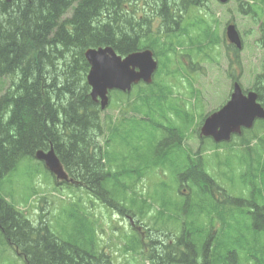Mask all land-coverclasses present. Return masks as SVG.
<instances>
[{
  "label": "trees",
  "instance_id": "obj_1",
  "mask_svg": "<svg viewBox=\"0 0 264 264\" xmlns=\"http://www.w3.org/2000/svg\"><path fill=\"white\" fill-rule=\"evenodd\" d=\"M241 1H245V5ZM251 1L238 0V12L252 15L253 19L261 12L264 19V0H258L259 5ZM204 4L206 0H14L11 3L0 0V182L16 169L22 159L33 158L37 151H47L52 147L68 176L77 181L92 199L115 205L119 191L115 190L113 183L119 184V176L125 172L129 175L131 171L112 172L108 160V165L105 160L109 159L108 151L98 144L103 135V125L100 111L89 97L85 81L89 66L84 53L88 48L111 47L117 54L126 56L143 48H155L160 63L157 73L166 72L169 61L161 59L169 56L168 49H163L160 40L168 39L172 33L176 34L173 38L184 35L185 30L176 32L183 23L184 14ZM260 32L262 39L259 44L263 48L264 23ZM158 48H161L160 53ZM261 69L252 90L257 95V102L264 107V62ZM166 92L169 93L168 90ZM157 93L164 95L165 91L156 83L139 88L137 97L131 101L132 112L153 121L161 108V98L167 96L158 97ZM125 99V105H130V100ZM82 120L87 121L83 126L80 125ZM257 124L264 128V121ZM169 129L168 136L174 137L178 133L179 137L177 139L176 136L175 142L166 148L168 153L175 152L166 160L174 167V173L184 171L181 176L183 185L185 182L195 184L196 193L193 191V195L198 201L197 204L183 201L180 210L174 207L189 220L192 216L204 215L209 219L217 214L223 227L217 236L212 237L213 233L209 231L201 238L196 232L199 229L190 225L193 231L186 230L170 245L166 240L159 244L158 240L149 239L150 263L211 264L210 258L214 257L216 264H242L245 259L241 251L252 264H264V252L260 255L258 246L255 247L259 245V235L264 236L263 163L257 161L261 168L257 174L248 175L250 200L231 199L232 204H225L232 210H226L224 203L219 205L211 199L213 196L207 187L213 181L207 178L200 162L190 163L187 157H175L183 136L180 127H172L176 132ZM244 140L247 145L248 140ZM260 144L264 154V140ZM158 153H162L161 159L168 154L164 151ZM248 176L243 178L241 175L245 183ZM206 199L212 200L210 205L207 202L201 204ZM169 204H172L170 200ZM241 208L252 211H237ZM237 212L246 214L243 221L238 219ZM244 234H248L249 239L254 234V241L244 244ZM0 236L7 245L17 248L25 264H105L94 253L91 229L76 225L70 233L71 239L58 241L46 231V227L33 226L1 195ZM156 245L163 247L162 255ZM130 246L141 253L144 247L139 237H133ZM219 251L221 257H217Z\"/></svg>",
  "mask_w": 264,
  "mask_h": 264
},
{
  "label": "rangeland",
  "instance_id": "obj_2",
  "mask_svg": "<svg viewBox=\"0 0 264 264\" xmlns=\"http://www.w3.org/2000/svg\"><path fill=\"white\" fill-rule=\"evenodd\" d=\"M252 3L259 5L258 0H252ZM241 4L245 5V1H241ZM205 6L190 9L184 14L182 25L176 28L177 33L179 30H185L184 35L173 38L176 34L172 33L171 37L163 40V49H168L169 56L162 58L161 61H169L168 71L155 75L153 83L165 91L164 95L157 93L156 96L167 95L164 99L165 110L168 112L164 117L174 124L179 121L173 116L174 108L170 104L181 99L175 111L183 105L181 112L188 113L189 103L186 100L188 95L192 96L191 102L195 103L191 106L193 119L189 124L191 126H187L183 131L185 135L183 149L193 159L197 158V152L200 153V167L207 174V178L213 181L212 184L208 183L207 187L213 196L211 199L219 205L232 204L229 199L250 200L248 175L257 174L256 171L261 168L257 161L264 165V157H261L264 154L256 147L253 131L256 136L264 137V128L261 126L258 129L254 128L250 133H243L242 140L234 137L230 142L222 143L223 145L217 148L212 142L199 138L196 134L197 124L228 101L232 92V79L238 80L243 90L251 88L264 62V47L261 48L259 44L262 39L259 26L264 23V19L261 12H258L254 19L252 15L239 14L238 0H229L225 5H221L217 0H206ZM228 23L235 25L241 37L242 50L237 54L227 50L224 29ZM153 26L156 25H151ZM159 50L160 48L157 49ZM237 62L240 67H237ZM138 88H133L130 97H127L130 105H125L124 97L111 95L109 106L100 112L103 136L98 140L99 145H103L105 140L110 141L109 159L107 157L106 160L112 172L122 173L121 170L124 169L131 171L129 175L125 172L119 176L121 179L119 184L122 187L120 189L125 190L122 193L123 207H128L133 213L125 214L122 206L119 208L114 204L95 201L80 186L57 184L43 164L31 157L22 159L16 169L0 182L2 197L9 204L16 206L33 225L46 227V231L52 233L56 239L63 242L71 239L70 233L76 227L74 216L84 221V224L93 229L96 255L105 264H151L145 254L141 255L140 251L130 246L131 239L136 238L137 234L149 248V239L158 240L159 244L166 240L170 245V242L179 239L183 229L189 228L190 225L204 232L201 236L211 231L212 237L217 236L223 227L217 214L209 219L204 215L192 216L190 220L177 214V218L174 219V209L169 204V199L181 204L180 200L190 194L194 200V195L185 186L186 182L183 186L176 183L174 167L166 160L170 154L172 156L175 153H168L166 149L170 146L171 140L163 141L164 136L159 135L150 119L136 117V114L131 113V101L137 97L135 92ZM82 122L81 126L87 123L86 120ZM162 122L164 123V120ZM114 127L116 128L114 135L109 139L108 136ZM244 139L248 140L249 151ZM159 151L168 154L161 159L162 153H158ZM176 156L182 157L181 153L177 152ZM138 169L141 172H138ZM241 174L243 178L248 176L246 183L241 180ZM177 181L180 182L179 178ZM117 199L122 204L120 198ZM143 199L147 202L146 208L142 206ZM212 200H204L203 204L207 202L210 205ZM225 205L226 210H232V207ZM242 210L241 208L237 211ZM245 210L252 211L249 208ZM124 215L132 217L136 223L134 227H131ZM237 217L243 221L246 214L237 212ZM182 222H185V227L182 226ZM136 227L141 229L136 230ZM253 235L249 239L247 237L249 235L244 234L243 243L254 241ZM259 236L257 242L261 245L255 247L258 246L257 253L261 255L264 252L262 247L264 236ZM162 248L161 246L158 248L160 255L163 254ZM151 250L154 252V249ZM219 253L217 257H221V251ZM240 254L245 259L242 260V264H252L244 252L240 251ZM20 261L0 236V264H22Z\"/></svg>",
  "mask_w": 264,
  "mask_h": 264
},
{
  "label": "water",
  "instance_id": "obj_3",
  "mask_svg": "<svg viewBox=\"0 0 264 264\" xmlns=\"http://www.w3.org/2000/svg\"><path fill=\"white\" fill-rule=\"evenodd\" d=\"M5 1L10 3L12 0ZM218 1L224 4L228 0ZM226 37L238 49L241 48L233 26L227 27ZM84 56L90 67L86 76L87 84L91 88L90 97L94 102L99 99L102 110L107 106L109 91L128 92L132 85L140 81L149 84L157 67V62L150 50L135 52L122 58L111 47H98L88 49ZM256 99L254 92L243 95L240 87L234 85L230 100L220 110L205 119L201 134L211 137L215 142H222L228 141L231 134H239L241 128H251L256 119H264V109L257 104ZM35 158L43 162L45 168L57 180L68 181L52 148L47 152H37Z\"/></svg>",
  "mask_w": 264,
  "mask_h": 264
},
{
  "label": "bare ground",
  "instance_id": "obj_4",
  "mask_svg": "<svg viewBox=\"0 0 264 264\" xmlns=\"http://www.w3.org/2000/svg\"><path fill=\"white\" fill-rule=\"evenodd\" d=\"M7 3V2H6ZM159 16V15H158ZM167 23V22H166ZM169 25V24H168ZM87 51V50H86ZM85 51V52H86ZM58 54V53H57ZM84 55H85V53H84ZM122 58H125L126 56H121ZM84 58H85V56H84ZM54 61V60H53ZM72 64V63H71ZM55 65V64H54ZM63 65V64H62ZM60 67V66H59ZM75 67V66H74ZM47 68V67H46ZM52 68H54L53 66H52ZM158 68H159V64H157V67H156V70L158 71ZM74 70V69H73ZM79 70V69H78ZM75 71V70H74ZM78 72V71H77ZM62 73V72H61ZM69 73V72H68ZM70 76H71V74H70ZM231 76V75H230ZM74 77V76H73ZM73 77H71V78H73ZM48 80V79H47ZM66 80V79H65ZM52 81V80H51ZM53 82V81H52ZM55 83H56V81H55ZM67 83H69V82H67ZM48 84V83H47ZM52 85H53V83H51ZM58 84V83H57ZM74 84V83H73ZM234 85H239V82L238 81H233L232 82V86H234ZM50 87H51V85H50ZM59 87V86H58ZM73 87V86H72ZM51 88H53V87H51ZM55 88V87H54ZM53 88V89H54ZM85 88V87H84ZM59 89H61V88H59ZM67 89V88H66ZM65 89V90H66ZM75 89V88H74ZM63 90V89H62ZM64 90V91H65ZM50 91H51V89H50ZM56 92H57V90H55ZM58 91H60V90H58ZM86 91V90H85ZM14 92V91H13ZM58 93V92H57ZM64 93V92H63ZM87 93V92H86ZM61 94V93H60ZM45 97V96H44ZM49 98V97H48ZM81 98V97H80ZM79 99V98H78ZM86 99V98H85ZM72 100V99H71ZM77 100V99H76ZM87 100V99H86ZM260 103V102H259ZM90 105V104H89ZM95 105V104H94ZM13 108V107H12ZM59 108V107H58ZM93 108H95V107H93ZM9 109V108H8ZM13 110V109H12ZM147 110V109H146ZM81 112V111H80ZM2 113V112H1ZM10 113V112H9ZM54 113V112H53ZM56 113V112H55ZM76 113V112H75ZM66 114V113H65ZM74 114V113H73ZM96 114V113H95ZM69 116H70V114H69ZM65 117V116H64ZM72 117V116H71ZM91 117H93V116H91ZM4 119V118H3ZM62 119V118H61ZM75 119V118H74ZM73 119V120H74ZM67 120V119H66ZM70 121V120H69ZM92 121H95V119L94 120H92ZM95 124H96V122H94ZM53 125V124H52ZM76 128V127H75ZM247 130H249V129H247ZM55 133H56V131H55ZM68 134H69V132H68ZM81 134V133H80ZM83 134V133H82ZM89 134V133H88ZM87 134V135H88ZM52 136V135H51ZM62 136V135H61ZM78 137H79V134H78ZM71 138V137H70ZM80 138H82V137H80ZM86 138V137H85ZM110 138V137H109ZM68 141V140H67ZM82 141H83V139H82ZM96 141V140H95ZM88 142V141H87ZM68 143V142H67ZM86 143V142H85ZM136 146V145H135ZM90 157V156H89ZM105 158V157H104ZM100 160V159H99ZM82 162V161H81ZM92 164V163H91ZM13 166V165H12ZM99 166V165H98ZM101 166V165H100ZM103 166V165H102ZM94 167V166H93ZM100 169V168H99ZM103 169V168H102ZM13 170V169H12ZM103 171V170H102ZM96 173V172H95ZM103 173V172H102ZM107 173V172H106ZM138 183V182H137ZM126 214V213H125ZM129 215H130V213H129ZM38 230V229H37ZM41 230V229H40ZM133 236V235H132ZM214 237V236H213ZM56 238V237H55ZM223 240V239H222ZM221 240V241H222ZM135 242V241H134ZM70 243V242H69ZM74 243L75 242H73V245H74ZM66 244V243H65ZM69 245V244H68ZM71 245V244H70ZM134 245V244H133ZM72 246V245H71ZM63 248V247H62ZM71 248V247H70ZM63 250V249H62ZM66 250V249H65ZM21 254V253H20ZM23 258V257H22ZM91 259V258H90Z\"/></svg>",
  "mask_w": 264,
  "mask_h": 264
},
{
  "label": "flooded vegetation",
  "instance_id": "obj_5",
  "mask_svg": "<svg viewBox=\"0 0 264 264\" xmlns=\"http://www.w3.org/2000/svg\"><path fill=\"white\" fill-rule=\"evenodd\" d=\"M176 136H177V139H178V137H179L178 134H175L172 139L176 138ZM190 166H192V165H190ZM128 220H129V218H128Z\"/></svg>",
  "mask_w": 264,
  "mask_h": 264
}]
</instances>
